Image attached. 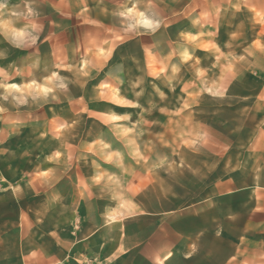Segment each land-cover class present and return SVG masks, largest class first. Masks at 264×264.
Segmentation results:
<instances>
[{
  "label": "rangeland",
  "instance_id": "1",
  "mask_svg": "<svg viewBox=\"0 0 264 264\" xmlns=\"http://www.w3.org/2000/svg\"><path fill=\"white\" fill-rule=\"evenodd\" d=\"M19 1L0 0V255L23 264L26 251L49 248L48 233L64 230L68 247L104 227L92 237L98 252L68 264H104L105 250L113 264H154L176 228L201 220L131 215L170 210L187 165L234 131L219 123L233 117L225 101L207 91L224 80L233 27L203 0H98L66 12L50 0L30 43L25 12L10 7ZM145 14L176 15L154 30L139 28Z\"/></svg>",
  "mask_w": 264,
  "mask_h": 264
},
{
  "label": "crops",
  "instance_id": "2",
  "mask_svg": "<svg viewBox=\"0 0 264 264\" xmlns=\"http://www.w3.org/2000/svg\"><path fill=\"white\" fill-rule=\"evenodd\" d=\"M75 1L55 0V10L79 11L86 6L94 10L101 3L82 0L81 5L78 0L75 7ZM203 1L209 11L218 13L226 27H233L226 40L233 44V49L224 62L219 56V75L224 80L209 86L207 91L218 93L219 101H225L223 106L232 112L233 117L219 123L234 124V131L226 132L227 137L220 136L207 161L203 158L201 164L187 165L185 193L179 194L178 189L171 187L170 210L131 216L169 215L172 220H201L200 227L176 228L174 243L155 254L154 264H264V0ZM49 6L50 0H23L11 4V9L16 12H25L28 42L38 43L40 37L33 33L32 28L35 21L44 19L43 8L49 10ZM101 10L113 11L112 4L104 2ZM174 12L177 13V9ZM175 15L159 19L145 14L139 19V28L155 30L161 27L162 21ZM17 21L12 18L10 27ZM227 138L233 139L232 144L222 142ZM99 230L107 229H97L66 247L60 241L65 231L58 229L43 239L49 248L43 244L41 249H32L31 256L36 252L39 264H68L69 257L75 254H96L98 245H93L92 237ZM75 232L69 235L75 236ZM28 252L23 264H33L29 261L31 256ZM109 253L105 250L102 254L104 264L108 261L113 264L114 252ZM0 264L19 263L12 257L10 261L9 255L5 254L0 255Z\"/></svg>",
  "mask_w": 264,
  "mask_h": 264
}]
</instances>
